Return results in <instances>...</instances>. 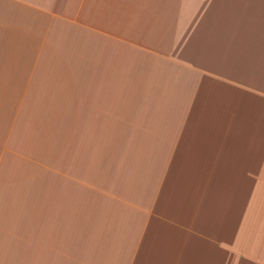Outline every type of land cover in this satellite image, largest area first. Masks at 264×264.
Wrapping results in <instances>:
<instances>
[{
    "label": "crops",
    "instance_id": "1",
    "mask_svg": "<svg viewBox=\"0 0 264 264\" xmlns=\"http://www.w3.org/2000/svg\"><path fill=\"white\" fill-rule=\"evenodd\" d=\"M0 264H264V0H0Z\"/></svg>",
    "mask_w": 264,
    "mask_h": 264
},
{
    "label": "rangeland",
    "instance_id": "2",
    "mask_svg": "<svg viewBox=\"0 0 264 264\" xmlns=\"http://www.w3.org/2000/svg\"><path fill=\"white\" fill-rule=\"evenodd\" d=\"M255 1H257L258 3H262V0H255Z\"/></svg>",
    "mask_w": 264,
    "mask_h": 264
}]
</instances>
